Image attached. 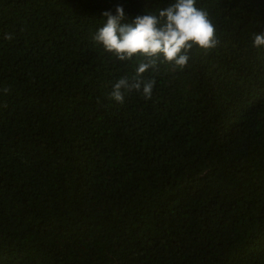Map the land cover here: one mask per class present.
<instances>
[{"label":"trees","instance_id":"16d2710c","mask_svg":"<svg viewBox=\"0 0 264 264\" xmlns=\"http://www.w3.org/2000/svg\"><path fill=\"white\" fill-rule=\"evenodd\" d=\"M173 2L0 0V264H264V0H196L216 47L111 98L101 13Z\"/></svg>","mask_w":264,"mask_h":264},{"label":"clouds","instance_id":"9594fccd","mask_svg":"<svg viewBox=\"0 0 264 264\" xmlns=\"http://www.w3.org/2000/svg\"><path fill=\"white\" fill-rule=\"evenodd\" d=\"M101 15L106 19L92 39L121 61L142 57L131 80L123 77L114 83L110 95L117 103H123L125 92L133 90L142 91L145 99L151 98L154 80L141 77L145 71L156 69L161 58L183 68L194 47L206 52L218 43L209 12L198 8L196 0H174L158 14L137 15L131 22H126L128 17L120 4L115 6L114 14L105 10ZM5 38L11 39V34H6ZM253 47H264V31L254 34Z\"/></svg>","mask_w":264,"mask_h":264}]
</instances>
